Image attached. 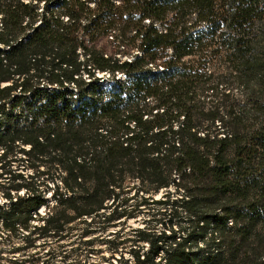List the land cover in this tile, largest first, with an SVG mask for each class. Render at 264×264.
<instances>
[{"label": "trees", "instance_id": "1", "mask_svg": "<svg viewBox=\"0 0 264 264\" xmlns=\"http://www.w3.org/2000/svg\"><path fill=\"white\" fill-rule=\"evenodd\" d=\"M0 196L12 264L138 217L134 264H264V0H0Z\"/></svg>", "mask_w": 264, "mask_h": 264}, {"label": "rangeland", "instance_id": "2", "mask_svg": "<svg viewBox=\"0 0 264 264\" xmlns=\"http://www.w3.org/2000/svg\"><path fill=\"white\" fill-rule=\"evenodd\" d=\"M104 44V42H103ZM225 74V73H224ZM101 77L102 83L106 82L108 74L98 73ZM160 193L155 195L159 197ZM1 200V196H0ZM145 217H147L145 215ZM151 218V215H148ZM140 217L134 219L131 218L126 221L124 225H117L116 227H110L106 232H99L98 230L94 233L80 238L81 227L74 229L69 239L63 241L59 244L52 237H49L46 242L37 241L36 245L30 247L26 250L24 256L19 255L17 261L19 263L14 264H134L133 258L128 252L131 247H133L132 242L127 240L123 244L121 242L125 241L124 238L132 236L133 230L136 227L143 226ZM157 220V221H156ZM167 220L166 215H157L154 219L149 220V226L153 230L161 231L165 227ZM115 230H119V236L116 237L114 242H120L118 244V251L112 252L110 248L112 247V242H107L106 239L112 240L113 233ZM5 230L0 227V237L5 236ZM111 238V239H110ZM90 239L91 243L86 245L82 243L83 240ZM10 243H2L0 240V249H3V255H7ZM143 250L147 251L148 246L142 244ZM123 249L121 250V247ZM93 251L90 253V249ZM121 250V251H120ZM19 253H16L18 255ZM25 261L21 263V258ZM0 264H12L8 257L0 259Z\"/></svg>", "mask_w": 264, "mask_h": 264}]
</instances>
